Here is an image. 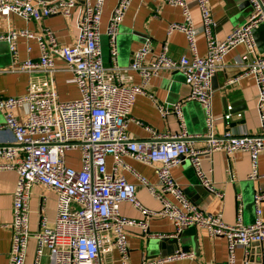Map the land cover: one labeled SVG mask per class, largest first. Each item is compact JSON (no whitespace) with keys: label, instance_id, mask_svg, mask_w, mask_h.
I'll list each match as a JSON object with an SVG mask.
<instances>
[{"label":"built area","instance_id":"obj_1","mask_svg":"<svg viewBox=\"0 0 264 264\" xmlns=\"http://www.w3.org/2000/svg\"><path fill=\"white\" fill-rule=\"evenodd\" d=\"M132 1L119 0L110 17L106 32L111 59L108 67L103 63L100 45L105 0L85 1L78 23L79 34L72 47L62 46L56 34L47 28L39 35L15 29L0 34V43H7L10 48L12 65L9 71L28 74L32 79L25 96L6 97L0 93V112L5 118V125L0 130H8L13 135L12 143L0 145V173L15 172L18 176L13 195L9 264H26L32 240L36 243L33 264H101V258L113 250L118 252L122 264H128V230L136 227L143 235H148L149 221L154 218L173 222L176 230L173 237L186 228L199 227L206 230L211 239H226L228 264H236L239 248L244 250V264H264V220L260 209L264 192H256L253 196L256 205L254 224L244 223L243 206L240 205L236 223L230 225L221 215L213 216L192 204L172 176L173 169L188 161L195 169L200 185L211 196L224 198L214 185L211 172L202 167L203 161L218 152L227 156L241 152L250 156L252 171L248 180L260 178L258 159L264 154V51L259 50V39H264V0H246L252 9L250 16L244 25L234 29L221 42L216 38L217 24L209 0H196L201 31L207 42L206 57L198 55L199 29L186 0H166L168 6L180 8L184 17L183 23L170 26L168 35L176 31L182 33L190 57L173 60L165 47L156 58L148 60L152 52V44L148 43L134 55L132 65L121 69L117 39ZM77 5L78 0H0V17L39 23L52 16L69 18ZM20 39L37 42L40 50L37 61L20 60ZM239 47L244 48V53L237 58L235 67L242 72L227 85L230 87L247 77L256 80L261 134L231 133L218 137L214 132L212 83L215 75L226 68L225 57ZM57 61H62L73 75L79 100L67 103L59 100L54 79ZM128 71L138 73L144 86L162 72H181L189 89L186 102L199 103L207 116L208 133L203 136L206 147H194L195 140L201 137H192L186 131L183 103L169 106L155 102L164 119L176 117L177 133H161L145 126L151 134L150 139L133 140L128 133L130 123H136L131 111L136 97L146 95V92L144 86L126 84L123 76ZM37 76H43V79L37 81ZM16 111H25L26 119L20 120ZM225 113L227 125L244 118L243 113L235 112L233 105L228 106ZM72 152L80 153L81 170L68 166L67 156ZM107 157L115 160L113 174L107 171ZM124 157L147 165L159 164L156 174L160 190L141 177L140 183L162 205L160 212L142 206L137 198L139 187L117 177V169L120 166L126 168ZM36 186L55 193L57 212L53 226L43 218L39 231L32 233L30 201ZM122 203L133 205L143 220L123 217ZM192 259L191 253L181 250L159 260H144L143 264H173Z\"/></svg>","mask_w":264,"mask_h":264},{"label":"crops","instance_id":"obj_2","mask_svg":"<svg viewBox=\"0 0 264 264\" xmlns=\"http://www.w3.org/2000/svg\"><path fill=\"white\" fill-rule=\"evenodd\" d=\"M51 1V0H48ZM86 0H78L77 7L71 17L52 16L39 23L26 22L17 17L10 20L0 17V34L9 29L28 30L34 35L42 33L43 28L53 31L62 46L72 47L76 44L79 34L78 23L81 19ZM91 3L95 0H90ZM119 0H105L101 24V50L103 63L106 67L111 65L110 47L107 37V28L110 17ZM191 9L194 24L199 29L198 55L207 56V42L201 31V16L196 0H186ZM209 6L213 18L217 24L215 30L218 41L225 40L236 28L244 25L250 16L252 9L246 0H209ZM184 21L182 10L178 7H170L166 0H133L126 17L119 30L117 39L118 66L128 68L133 63L134 55L146 44H152V52L147 59L156 58L165 47L169 49V57L178 60L183 56L190 57L188 43L185 36L180 32L168 35L172 24H181ZM30 49V51H29ZM259 50L264 51V39H259ZM18 53L21 61L28 59L37 61L40 58V50L35 40L20 39ZM244 53V48L239 47L225 57L226 68L220 70L214 77L213 107L214 132L218 137L226 134H251L260 135L259 113H257L258 88L253 77L242 78L238 83L227 85L230 79L240 76L241 70L235 67L236 60ZM12 57L7 43H0V93L6 97H22L27 94L31 77L28 74L12 73L10 68ZM57 72L54 75L55 90L61 102H74L80 99V93L74 82L73 75L67 71L62 61L56 62ZM43 76H37L39 81ZM127 85L143 87V80L134 71H128L124 76ZM146 95L136 97L131 116L136 121L130 123L128 133L135 141L149 140L151 134L145 129L148 126L157 132L177 133L178 120L172 116L164 119L157 109L156 103L174 106L183 103L182 114L184 115L185 129L190 136H200L194 142V147L205 148L207 132V116L202 106L197 102H186L189 98V89L181 72H162L157 78H153L144 86ZM234 106L236 113H243L242 120H233L226 124V108ZM25 112V111H24ZM23 111H16L15 115L20 120H25ZM137 122L140 125H137ZM5 118L0 112V127H4ZM13 142V135L8 130H0V145ZM68 166L82 169L81 155L79 152L69 153L67 156ZM116 175L125 179L128 183L139 187L137 198L139 203L146 209L160 212L162 205L156 201L145 187H141L140 177L144 178L158 191L157 168L159 164L147 165L139 163L130 157H124ZM107 171L115 172L116 163L113 157L106 159ZM258 172L260 178L249 181L252 171L250 156L238 152L227 156L218 152L210 159L203 161L202 167L208 173L224 198H215L200 185L195 169L188 161L172 170V176L179 186L182 187L186 198L195 206L213 216H222L223 221L233 225L236 223L237 210L243 206V221L246 225L256 222V205L253 196L256 192H264V154L258 159ZM18 176L15 172L0 173V264H9V252L12 240L13 222V195L15 192ZM171 202H175L170 196ZM261 218L264 220V203L260 206ZM30 230L32 233L39 231L41 221L46 218L49 226H53L57 212V196L55 193L41 186L34 187L30 201ZM121 215L127 219L141 221V213L130 203H122ZM174 223L166 218H154L149 221L148 235H143L141 229L131 228L127 232L130 259L128 264H143L144 260L162 259L156 249H149V241L159 238L177 239L178 243L166 244L167 257L178 252L186 251L193 255L192 260H181L173 264H228L227 240L221 237L211 239L206 230L202 228H186L178 236ZM151 238H150V236ZM154 237V238H152ZM36 243L30 241L26 258V264H33ZM236 264H244V250L239 248L236 253ZM101 264H122L116 250L104 255ZM45 264V262H44Z\"/></svg>","mask_w":264,"mask_h":264},{"label":"water","instance_id":"obj_3","mask_svg":"<svg viewBox=\"0 0 264 264\" xmlns=\"http://www.w3.org/2000/svg\"><path fill=\"white\" fill-rule=\"evenodd\" d=\"M247 2V1H246ZM173 243L177 244V239H170V238H162V239H156V241H149V249H156L159 253V257H167L168 254L164 251L166 248V244Z\"/></svg>","mask_w":264,"mask_h":264}]
</instances>
